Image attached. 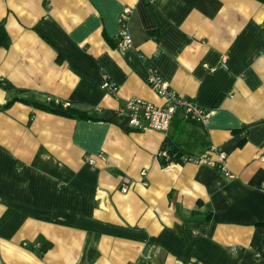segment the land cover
Wrapping results in <instances>:
<instances>
[{
	"label": "crops",
	"instance_id": "obj_1",
	"mask_svg": "<svg viewBox=\"0 0 264 264\" xmlns=\"http://www.w3.org/2000/svg\"><path fill=\"white\" fill-rule=\"evenodd\" d=\"M0 24V264H264V0H0ZM149 67L208 120L130 126L128 98L163 103ZM64 102L91 118L36 106Z\"/></svg>",
	"mask_w": 264,
	"mask_h": 264
},
{
	"label": "built area",
	"instance_id": "obj_2",
	"mask_svg": "<svg viewBox=\"0 0 264 264\" xmlns=\"http://www.w3.org/2000/svg\"><path fill=\"white\" fill-rule=\"evenodd\" d=\"M132 13V8L125 6L119 13L118 32L116 34V47L119 50H126L133 45L132 36L128 30L127 21ZM147 82L151 88L162 99L161 105H156L146 99L140 97L128 98L123 107L118 108V115L125 116L128 124L138 129H156L166 132L170 126L171 120L177 112H180L182 117L187 120H198L205 123L208 120L209 111L202 108L194 100L186 98L178 94L172 89L168 82L164 80L158 71L149 67ZM102 88L107 92L114 93L117 88L114 82H112L106 74L102 75ZM69 106L68 102L63 103V107ZM214 153V156L212 154ZM166 149H160L157 156H166ZM99 155V154H98ZM225 157L226 154L223 151L215 148H209V150L197 157L182 156V161H193L196 163H204L210 166L216 167L219 170L225 169ZM86 161L94 163V157L87 156ZM141 175L145 174V171H140ZM128 186L123 184L121 186L122 191H126Z\"/></svg>",
	"mask_w": 264,
	"mask_h": 264
},
{
	"label": "trees",
	"instance_id": "obj_3",
	"mask_svg": "<svg viewBox=\"0 0 264 264\" xmlns=\"http://www.w3.org/2000/svg\"><path fill=\"white\" fill-rule=\"evenodd\" d=\"M10 38L7 34L6 29L4 28L3 24H0V46H7L9 44ZM9 86L7 85V88ZM11 101H8L6 103L5 106H7ZM36 104V103H35ZM37 107L53 112V113H57V114H61L64 116H68V117H74V118H83V119H88L91 118L90 116H88L85 112L78 110V109H73V108H69L67 107H63L59 104H53V103H49V104H36ZM160 149H166L167 154L166 156H158V160L159 163L161 165H167L171 162H181V154L173 147H171L170 144H168L167 142H164V144L161 146Z\"/></svg>",
	"mask_w": 264,
	"mask_h": 264
}]
</instances>
